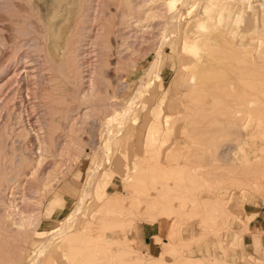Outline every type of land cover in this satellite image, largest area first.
I'll return each instance as SVG.
<instances>
[{
  "label": "rangeland",
  "instance_id": "1",
  "mask_svg": "<svg viewBox=\"0 0 264 264\" xmlns=\"http://www.w3.org/2000/svg\"><path fill=\"white\" fill-rule=\"evenodd\" d=\"M215 1L0 0V264H264V0Z\"/></svg>",
  "mask_w": 264,
  "mask_h": 264
},
{
  "label": "crops",
  "instance_id": "2",
  "mask_svg": "<svg viewBox=\"0 0 264 264\" xmlns=\"http://www.w3.org/2000/svg\"><path fill=\"white\" fill-rule=\"evenodd\" d=\"M153 224L154 223L142 222L140 227L137 228L138 233L140 234L141 247L143 248L144 246H147L145 250L148 253L149 251L154 252L155 247L158 246L156 241L151 240V238L153 237H159L158 230L155 229V227H153ZM241 239L242 242L246 245H250L252 240L254 239V242L256 241L258 242L260 251L264 250V212H260L258 215H255L253 219L247 222L245 229H243V232L241 233ZM162 243L166 244L165 241ZM210 259L214 260L215 258L211 257ZM215 261L217 262V264H220L218 263V259H215ZM198 263L204 264L202 260L199 261Z\"/></svg>",
  "mask_w": 264,
  "mask_h": 264
},
{
  "label": "bare ground",
  "instance_id": "3",
  "mask_svg": "<svg viewBox=\"0 0 264 264\" xmlns=\"http://www.w3.org/2000/svg\"><path fill=\"white\" fill-rule=\"evenodd\" d=\"M150 1H151V0H150ZM207 1H208V3H207L208 8L213 10V7L216 6V1H215V0H207ZM142 3H143V2H142ZM144 4H145V3H144ZM134 5H135V4H134ZM137 5H138V4H137ZM218 5H219V4H218ZM218 5H217V6H218ZM127 6H128V4H127ZM129 6H130V5H129ZM129 6H128V7H129ZM193 6H194V3L192 2L191 5H189V8L184 10V12L182 13V15L179 14V16H178V18H177V21L180 20V18L188 17V15L190 14V12H191L192 9H193V8H191V7H193ZM128 7H127V8H128ZM133 7H135V6H133ZM136 7H137V6H136ZM136 7H135V8H136ZM138 7H140V6H138ZM138 7H137V8H138ZM206 7H207V6H206ZM131 8H132V7H131ZM140 9H141V8H140ZM206 9H207V8H206ZM138 10H139V8H138ZM127 11H128V10H127ZM136 11H137V10H136ZM209 11H210V10H209ZM123 12H124V11H123ZM131 12H132V11H131ZM131 12H129V13H131ZM133 13H134V12H133ZM145 13H146V12H145ZM126 14H128V13H126ZM136 14H138V13H135V15H136ZM132 16H133V15H132ZM130 17H131V16H130ZM130 17H129V18H130ZM134 17H135V16H134ZM151 17H152V16H151ZM125 18H126V17H125ZM129 18H128V19H129ZM172 18H173V16H172ZM172 18H171V19H172ZM175 18H176V17H175ZM139 20H140V19H139ZM130 23H131V22H130ZM126 25H127V24H126ZM195 25H196V27L199 28L200 30L205 29V28H204V25H202V23L196 22ZM139 27H140V26H139ZM167 35H168V34H167ZM169 36H170V35H169ZM163 37L165 38V36H163ZM163 37H162V38H163ZM166 37H167V36H166ZM67 39H68V38H67ZM158 39H159V38H158ZM163 40H164V39H163ZM65 41L67 42V40H64V44H63V45H65V43H66ZM161 41H162V40H161ZM165 42H166V41H165ZM162 43H163V42H161V44H162ZM161 44H160V46H162ZM163 44H164V43H163ZM65 46H66V45H65ZM65 46L62 47V50H63L64 54L66 53V51H65ZM160 46H158V47H160ZM67 49H68V48H67ZM160 49H161V48H160ZM158 50H159V48H158ZM159 51H160V50H159ZM159 51H158V52H159ZM63 52H62V54H63ZM145 54H146V53H145ZM65 55H66V54H65ZM65 55H63V57H65ZM159 55H160V54H159ZM159 55H158V57L160 58ZM52 56H53V55H52ZM156 57H157V56H156ZM85 58H86V57H85ZM154 60H155V59H154ZM156 60H157V58H156ZM63 62H64V61H63ZM154 62H155V61H154ZM158 63H159V62H158ZM154 65H155V63H154ZM3 66H4V65H3ZM152 66H153V63H151V67L149 68L148 72L144 75L143 79H141V80L143 81L144 84H148L149 81H151V77H152L151 74H153V76H154V75H156V72L159 71L158 69H156V68H154V67H152ZM160 66H161V63H160ZM1 67H2V66H1ZM5 73H7V67H6V66H4L3 68H0V77H1L3 74H5ZM73 73H74V72H73ZM73 73H72V75H73ZM158 73H159V72H158ZM5 75H7V74H5ZM66 75H67V73H66ZM76 75H78V74H76ZM74 76H75V75H74ZM67 77H68V76H67ZM67 77H66V78H67ZM69 77H70V76H69ZM75 77H76V76H75ZM149 77H150V80L148 81ZM11 78H12L11 76H10L9 78H7L6 82H4V84L1 85V86H5L7 83H9V81L11 80ZM92 78H93V77H92ZM12 79H13V78H12ZM72 79H73V78H72ZM75 79H76V78H75ZM77 80H79V79H77ZM10 82H11V81H10ZM141 85H142V84H141ZM141 85H140V86H141ZM122 86H123V85H122ZM143 86H145V85H143ZM2 89H3V88H2ZM2 89H1V90H2ZM119 89H120V88H119ZM88 91H89V90H88ZM138 91H141V88L138 87V89L135 91V94H137V96L139 95V92H138ZM89 95H90V94H89ZM86 96H87V95L85 94L84 97H86ZM82 97H83V96H82ZM85 99H86V98H85ZM85 99H84V100H85ZM80 100H82V99L80 98ZM87 101H88V100H87ZM136 101H137V100H136ZM85 103H86V102H85ZM82 104H83V103H82ZM153 109H154V108H153ZM126 111H127V110H126ZM126 111H125V112H126ZM148 111H149V110H148ZM117 112H118V110H117ZM119 112H120V111H119ZM127 114H128V113H127ZM127 114H126V116H127ZM159 114H160V113H157V110L154 112V115H153V116L156 117V119H155V118L152 119V121L149 123V127H148V129H147V130L149 131V132H148V137H150L149 134L152 132L151 129H153V128H155V127H158V126H157V123L155 122V120H157V118L160 117ZM122 115H123V114H122V112H121V116H122ZM119 116H120V114H119ZM153 116H152V114H151V117H153ZM158 116H159V117H158ZM120 118H122V117H120ZM120 118H118V119H120ZM145 118H146V117H145ZM148 119H149V118H148ZM144 120H145V119H144ZM153 120H154V121H153ZM159 121H160V120H159ZM142 123H143V122H142ZM120 124H121V123H120ZM145 124H146V123H145ZM111 125H112V123H111ZM117 125H118V124H117ZM142 125H143V124H142ZM127 126H128V125H127ZM101 127H102V126H101ZM143 127H144V126H143ZM105 128H106V126H105ZM138 128H139V127H138ZM136 129H137V128H136ZM106 130H108V129H106ZM140 131H141V130H140ZM146 134H147V133H146ZM144 135H145V134H144ZM125 136H127V135H125ZM128 138H129V137H128ZM130 138H131V137H130ZM140 139H141V138H140ZM145 140H146V139H145ZM147 140H148V138H147ZM147 140H146V141H147ZM141 141H142V140H141ZM141 143H142V142H141ZM142 144H143V143H142ZM137 145H138V144H137ZM116 164H117V163H116ZM117 167H118V166H117ZM109 170H110V169H109ZM22 171H23V170H22ZM116 172H117V171H116ZM113 174H114V173H113ZM73 214H74V213H72V215H73ZM72 215H71V217H69V218L67 219L68 222H70V221L72 220ZM71 222H72V221H71ZM71 222H70V223H71ZM65 224H66V223H65ZM59 229H60V228H59ZM58 231H59V230H58ZM55 232L57 233V231H55ZM55 232H54V234H55ZM45 243H48V240H46ZM54 250H55V249H54ZM38 254H39V253H38Z\"/></svg>",
  "mask_w": 264,
  "mask_h": 264
}]
</instances>
